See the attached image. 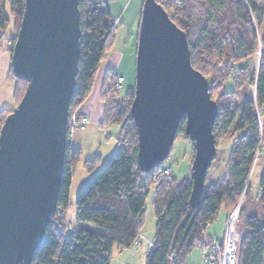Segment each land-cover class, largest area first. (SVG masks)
I'll list each match as a JSON object with an SVG mask.
<instances>
[{
    "label": "trees",
    "instance_id": "trees-1",
    "mask_svg": "<svg viewBox=\"0 0 264 264\" xmlns=\"http://www.w3.org/2000/svg\"><path fill=\"white\" fill-rule=\"evenodd\" d=\"M24 1L0 0V29L9 27L11 15L15 31H18ZM156 1L187 33L192 64L211 80L210 94L215 86L222 87L215 99L219 112L213 132L216 145L222 137H233L227 173L215 183L206 180L200 205L191 208L188 202L192 190L190 177L178 179L170 176L162 181L163 164L148 173L141 172L138 131L130 113L134 92L126 94V109H121L113 96L116 74L108 71L101 92L104 103L102 123L120 125L119 146L94 172L89 183L78 191L75 200L77 227L72 235L67 236L70 188L75 164L81 154L79 149L68 146L57 210L31 264H110L116 246L129 248L138 240L145 219L146 199L154 185L155 239L145 256V264H184L197 245L202 248L211 245L204 236L221 208L233 207L244 193L248 195L250 191V172L264 134V125L256 113L257 109H264V6L258 0ZM79 8L81 52L70 113L72 107H78L86 98L101 60L113 42L115 30L112 14L105 4L79 0ZM14 42L15 39L11 51ZM259 51L258 67L253 69L249 59ZM7 78L14 83V101L16 97L20 101L26 81L17 78L11 68ZM228 79H232L235 85L229 92L224 90V82ZM249 85L254 86V98L234 106L239 89ZM2 111L0 129L11 112ZM184 127L183 120L177 135L183 133L189 139ZM216 158L217 155L213 162ZM100 160L97 157L85 161V166L92 171ZM258 202L262 204L259 212L246 220L247 232L240 240L237 264H264V174ZM81 223L91 224L94 229L82 227Z\"/></svg>",
    "mask_w": 264,
    "mask_h": 264
},
{
    "label": "water",
    "instance_id": "water-1",
    "mask_svg": "<svg viewBox=\"0 0 264 264\" xmlns=\"http://www.w3.org/2000/svg\"><path fill=\"white\" fill-rule=\"evenodd\" d=\"M81 35L79 0L24 1L11 69L27 85L0 129V264H31L57 210ZM135 76L140 171L168 158L184 120L195 144L188 202L197 208L217 155L219 107L211 80L192 64L187 33L156 0L142 5Z\"/></svg>",
    "mask_w": 264,
    "mask_h": 264
},
{
    "label": "rangeland",
    "instance_id": "rangeland-1",
    "mask_svg": "<svg viewBox=\"0 0 264 264\" xmlns=\"http://www.w3.org/2000/svg\"><path fill=\"white\" fill-rule=\"evenodd\" d=\"M105 4L113 17L115 24V30L113 32V42L107 49L99 68L95 74L90 90L84 99V101L78 107H72L71 113L78 111H85L90 114L89 123L83 130L74 129L69 135V141L71 142L73 137H76L78 141H82L84 152L80 154V159L75 164V176L74 185L78 191L85 187L91 176L96 170L102 167L114 154L119 146L118 138L120 137V125L117 123L103 124L104 117V103L101 99V92L103 90L102 84L105 75L108 71L113 74L114 69H118V74L125 76V81L121 86L117 85L116 75L114 81V97L120 103L121 109L125 110L128 97L126 94L129 91L134 92L135 80H136V55L138 45V32L141 20L142 5L144 0H93ZM264 6V0H258ZM8 10V8H7ZM10 15V14H9ZM10 24L6 30L0 29V111L7 113L12 110L14 106L19 102L17 97L14 101V83L9 81L7 75L11 68V42L15 39L17 31L14 28V18L10 15ZM11 43V44H10ZM259 53L254 54L249 59L250 67H258ZM113 66V67H112ZM112 70H108L111 68ZM235 85L232 79H228L224 82V90L232 91ZM222 92L221 86H215L212 90L211 97L217 99ZM112 98V95H110ZM254 98V86H243L237 93L234 106H239L242 101L246 99ZM79 108V109H78ZM81 113V112H80ZM257 116L260 118L261 123L264 125V109L256 110ZM84 114V113H83ZM89 117V116H88ZM95 123V124H94ZM233 145V137L228 135L218 140L217 145V158L208 169L207 182L215 183L221 177L227 173V163L231 156ZM95 154L100 155V163L96 162L94 166L96 169L90 171L85 166V156H91L93 158ZM195 154V144L193 145L191 140L186 138L183 133L177 135L172 150L168 158L162 163L163 168H168L170 176H174L178 179L184 177H190V166L192 164ZM89 158V157H87ZM90 173L91 176L87 182L81 184L83 175ZM84 173V174H83ZM264 174V134L262 135L261 143L258 148L253 166L251 168L249 185L250 191L248 195L245 193L241 196L240 200L233 207L223 206L225 210H230L226 214L225 227L227 218L232 212L240 205L238 222L236 229L239 233V242L243 234L247 232L245 226L247 218L251 214H257L262 206L258 202L261 192V180ZM150 192L146 199V212L145 219L146 229L148 233L153 234L155 229V208H154V189L156 185L150 188ZM77 193L76 196H77ZM76 196L72 197V202L66 214V229L76 225ZM242 209L244 211L242 212ZM145 224V223H144ZM91 225V224H90ZM240 225V232L239 226ZM225 233V231H224ZM213 238L210 239V243ZM207 247V246H206ZM205 248V247H203ZM202 248V250H203ZM203 256V255H202ZM203 260V257H202ZM202 264V263H201Z\"/></svg>",
    "mask_w": 264,
    "mask_h": 264
},
{
    "label": "crops",
    "instance_id": "crops-1",
    "mask_svg": "<svg viewBox=\"0 0 264 264\" xmlns=\"http://www.w3.org/2000/svg\"><path fill=\"white\" fill-rule=\"evenodd\" d=\"M112 67L108 68V70L109 69L112 70ZM118 72H119V67L117 70L116 69L113 70V73H115L116 75L124 77V81H125V76L122 74H118ZM79 111L81 113L88 115L90 118V114L88 113L89 110H88V112L81 111V110H79ZM70 146L73 149H79L81 154H82V152H84L82 141L81 140L78 141V139L76 137H73L72 141L70 142ZM99 156L100 155H98V154H95V156L93 158H91V156H85L84 161L93 160ZM87 157H89V158H87ZM74 176H75V168H74V174H73L72 184H71V188H70V195H69L70 202H72V197L76 196L75 193H77L76 191L78 189L74 185ZM90 176H91V174L89 172L85 173L83 175V180L81 181V184L82 183L84 184L85 182H87L88 179L90 178ZM228 211H230V210H228ZM228 211L225 210L224 207H222L217 218L207 227L206 234L204 236V239L206 241H210L211 238H216L219 240L223 239L224 231H225V220L227 217L226 214L228 213ZM67 213H68V210H67ZM155 217H156V214H155ZM144 223H143V226L140 230V235L138 237V240L131 247L121 248V247L116 246L114 248V250L112 252L110 264H145V256H146L148 250L154 244L155 229H154L153 234L148 233L149 231L146 229V222L144 221ZM80 225L82 227L94 229V227L88 223H81ZM155 226H156V221H155ZM76 227H77V223H76V225H74V227L71 226V227L67 228L66 235L67 236L72 235V233L75 231ZM202 257H203L202 256V247L200 245H197L193 249V251L190 252V254H188V256L185 259L184 264H201L202 263Z\"/></svg>",
    "mask_w": 264,
    "mask_h": 264
},
{
    "label": "built area",
    "instance_id": "built-area-1",
    "mask_svg": "<svg viewBox=\"0 0 264 264\" xmlns=\"http://www.w3.org/2000/svg\"><path fill=\"white\" fill-rule=\"evenodd\" d=\"M12 43V42H11ZM10 43V44H11ZM259 55L261 51L258 52ZM124 77L118 76L117 85L123 84ZM89 123V117L78 111L69 115V135L74 129H85ZM162 181L169 178L170 171L163 168L161 171ZM240 205L227 218L225 233L222 240L213 238L211 245L203 248L202 264H237L239 233L236 229Z\"/></svg>",
    "mask_w": 264,
    "mask_h": 264
}]
</instances>
